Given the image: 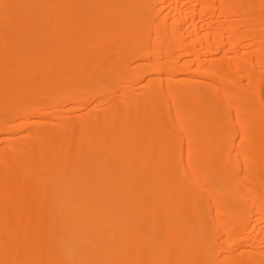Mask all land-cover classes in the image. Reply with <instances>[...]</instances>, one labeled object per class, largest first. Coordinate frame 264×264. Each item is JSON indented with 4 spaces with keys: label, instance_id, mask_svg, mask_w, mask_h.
<instances>
[{
    "label": "bare ground",
    "instance_id": "bare-ground-1",
    "mask_svg": "<svg viewBox=\"0 0 264 264\" xmlns=\"http://www.w3.org/2000/svg\"><path fill=\"white\" fill-rule=\"evenodd\" d=\"M0 264H264V0H0Z\"/></svg>",
    "mask_w": 264,
    "mask_h": 264
}]
</instances>
